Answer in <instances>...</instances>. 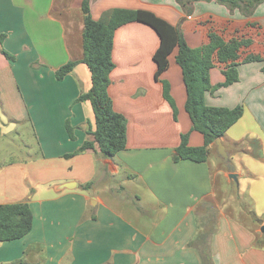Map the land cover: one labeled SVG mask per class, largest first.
<instances>
[{
    "label": "crops",
    "instance_id": "0c3cea01",
    "mask_svg": "<svg viewBox=\"0 0 264 264\" xmlns=\"http://www.w3.org/2000/svg\"><path fill=\"white\" fill-rule=\"evenodd\" d=\"M82 1L0 0V33L6 35L0 43V136L28 125L39 149V157L0 162V204L28 202L33 213L26 235L0 241V264H204L206 245L209 264H264V248L254 245L264 222L254 220V229L230 209L231 187L243 180L238 196L248 197L251 212L264 214L263 62L239 64L237 82L204 95L210 106H244L221 137L230 159L238 154L239 167L223 166L213 149L204 162L175 161L182 134L189 133L193 146L204 143L185 110L177 49L156 76L157 32L127 23L115 32L108 87L114 109L127 118V147L112 157L98 148L75 153L93 138L87 129H95L90 101H77L92 85L90 69L80 61L83 18L77 24L74 15ZM183 2L185 7L179 0H91L90 13L101 20L113 8L147 9L179 27L192 47L207 44L215 31L225 40H252L239 61L249 53L264 56V2L251 16L214 0ZM71 60L77 61L74 69L57 79L56 70ZM225 68L215 60L213 84L225 80ZM246 139L251 147L240 149ZM88 182L92 186L83 188Z\"/></svg>",
    "mask_w": 264,
    "mask_h": 264
},
{
    "label": "trees",
    "instance_id": "16d2710c",
    "mask_svg": "<svg viewBox=\"0 0 264 264\" xmlns=\"http://www.w3.org/2000/svg\"><path fill=\"white\" fill-rule=\"evenodd\" d=\"M185 7L187 2L179 0ZM189 2L197 0H188ZM212 1V0H206ZM226 5L231 11L239 9L245 16H251L258 4L264 0H214ZM91 0H83V29L81 36V62L87 64L91 72V88L80 94L77 101H90L94 116L95 129H87L93 138L85 140L75 152L98 148L104 157H112L127 147V118L116 111L112 98L108 92L110 73L115 67L113 60L114 36L116 30L130 22H142L151 26L158 34L160 43L153 58L157 64L156 76L169 65L170 54L177 49L175 62L181 67L186 91L185 110L192 123V130L198 131L204 138L202 145L193 146L189 141V133L181 135L180 144L176 148L175 161L191 160L204 162L211 150H217L215 141L224 136L226 131L244 114V106L222 107L206 105L204 95L207 91L214 93L219 88L229 86L239 80L238 65L254 61L263 62L264 56L249 53L241 61L240 50L249 46L250 38L233 37L225 40L219 33L211 31L209 42L199 47H192L185 39L182 30L159 17L147 9L113 8L101 20H95L90 13ZM6 35L0 33V43ZM9 58H14L4 50ZM226 63L223 73L225 80L213 84L210 70L215 60ZM77 61L71 60L56 70L57 79H63L70 73ZM164 95L176 111V105L170 95V86L164 81ZM66 128L72 139L75 138L74 127L66 121ZM74 155L66 154V157ZM92 182L83 184V188H90ZM253 219L262 224L264 214L257 216L252 212ZM33 225V213L28 202L0 204V241L18 239L26 235ZM198 239L204 238L200 231ZM256 247L264 248V233L257 232L254 240ZM204 264H209L212 256L207 245L201 249ZM18 264H23L21 261Z\"/></svg>",
    "mask_w": 264,
    "mask_h": 264
},
{
    "label": "rangeland",
    "instance_id": "374dc122",
    "mask_svg": "<svg viewBox=\"0 0 264 264\" xmlns=\"http://www.w3.org/2000/svg\"><path fill=\"white\" fill-rule=\"evenodd\" d=\"M74 15L78 24L80 19L83 18L81 9L74 10ZM81 36V30H79L77 32V38L79 39V42L81 41ZM250 142L251 141L249 139L243 140L239 145L240 149L250 148ZM38 150V145L34 138L32 129L28 125H20L17 130L9 131L5 135L0 136L1 163H10L11 161H15L19 158L24 159L29 155V153L33 154L35 157H39ZM238 159V154H234V156H232L228 162L221 159V164L226 168H234V166L239 167L240 163L238 162ZM245 187V181L243 180L241 181V186L237 184L236 186L234 184L232 185L231 192L233 194L234 202L230 201L232 203L230 209L236 213L240 219L250 223L254 229H259L258 224L255 223L253 219L251 212L252 206L250 205L248 197L245 195L243 198L238 196L237 191H243L245 190Z\"/></svg>",
    "mask_w": 264,
    "mask_h": 264
},
{
    "label": "water",
    "instance_id": "95a60500",
    "mask_svg": "<svg viewBox=\"0 0 264 264\" xmlns=\"http://www.w3.org/2000/svg\"><path fill=\"white\" fill-rule=\"evenodd\" d=\"M215 144L217 146V153L219 154V156L224 160V161H229L230 159V154L229 152L226 150V147L225 145L223 144L222 142V139L221 138H218L216 141H215ZM231 177L236 180V182H238V177H237V174L235 173H231L230 174ZM68 188H70L69 185H66ZM260 231L264 233V224L261 226L260 228Z\"/></svg>",
    "mask_w": 264,
    "mask_h": 264
}]
</instances>
